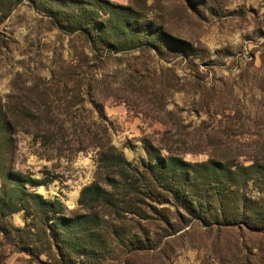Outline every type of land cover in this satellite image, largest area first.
Here are the masks:
<instances>
[{
  "label": "rangeland",
  "instance_id": "374dc122",
  "mask_svg": "<svg viewBox=\"0 0 264 264\" xmlns=\"http://www.w3.org/2000/svg\"><path fill=\"white\" fill-rule=\"evenodd\" d=\"M79 1L69 32L0 0V264H264V0ZM107 151L140 195L107 185ZM171 158L185 182L145 169ZM93 184L113 205L79 204Z\"/></svg>",
  "mask_w": 264,
  "mask_h": 264
},
{
  "label": "trees",
  "instance_id": "16d2710c",
  "mask_svg": "<svg viewBox=\"0 0 264 264\" xmlns=\"http://www.w3.org/2000/svg\"><path fill=\"white\" fill-rule=\"evenodd\" d=\"M28 1H30L36 9L46 13L48 16H50L55 21H57L59 25L60 22L65 23V26L63 27L66 28L67 31L75 32L83 29V26H80V24L82 23V21H84L85 18L84 14L82 13L84 12V6L82 5L83 1H79V0H28ZM65 9L70 10V12L65 11ZM85 25L87 26L88 24ZM127 31H129L127 25L121 24V32H120L121 35L122 33L125 34L124 32ZM141 36L142 35L134 34L131 39H134V41H136L135 43H138V46H140L144 41V38H141ZM187 166L188 165L184 164L183 162L181 165L176 159L171 158L168 160V163L164 167V170L157 164H154L152 166H146L145 169L147 170L148 173L156 174L157 176H159L161 178L160 180L163 179L162 176L171 179L174 175L177 174L179 176V180L182 179L185 182L188 175L185 176L183 170ZM99 167L106 169L107 171H113L114 173L116 172L117 175L120 177V181L118 182H120L121 186L119 188L117 185L113 184V182L112 184H109V180H106L108 181L106 182L108 183L107 185L112 187L114 190L121 189L125 192V194L134 195V196H138L142 193L141 190L143 189V187H141V184H138L136 181L133 180L132 176L130 175V172L132 171V169L130 168V164L122 157L121 154L113 153L111 151H107L101 154L99 158ZM191 167L197 168L191 170V173L198 172L199 177L202 179L203 178L209 179L212 178L213 176L218 175L217 179L214 182L215 185H220V183L218 182L221 181V179H225V181H228L233 174H237V171L233 172L228 167L223 168L220 164L215 165L212 162H206ZM181 169L182 172H180ZM246 170H249V168H246ZM160 171H162L163 174H160ZM194 180L197 179L194 178ZM39 183L40 182L37 180H30L31 186L34 187L38 186L40 185ZM169 184L171 185L173 191H177V192H180L181 190L183 191V189H181V186L177 183V181L175 185L170 182ZM204 184L209 185L208 183H204ZM173 194L174 197L177 199L178 203H182V200L178 198L177 194L175 192ZM113 199L114 198L111 192L99 188L98 186L93 184L82 189L80 194L79 204L88 207L90 204H94L95 202L101 201L104 202V204L113 205ZM27 202H31L36 213L42 218H44L46 212L49 211V207L52 206L51 203L44 202L36 194L30 195L29 200H27ZM187 211L189 212V210H186V212ZM58 225L60 224L58 223ZM59 241H62L63 243V240H59Z\"/></svg>",
  "mask_w": 264,
  "mask_h": 264
}]
</instances>
